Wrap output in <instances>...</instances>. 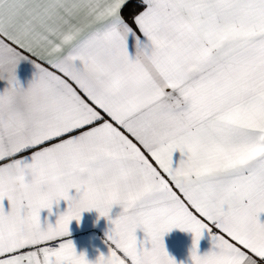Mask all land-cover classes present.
I'll return each instance as SVG.
<instances>
[{
  "label": "snow or ice",
  "instance_id": "6c2138e0",
  "mask_svg": "<svg viewBox=\"0 0 264 264\" xmlns=\"http://www.w3.org/2000/svg\"><path fill=\"white\" fill-rule=\"evenodd\" d=\"M0 81V264H92L67 239L91 210L95 264H177L173 229L191 264H264V0H0Z\"/></svg>",
  "mask_w": 264,
  "mask_h": 264
},
{
  "label": "crops",
  "instance_id": "0c3cea01",
  "mask_svg": "<svg viewBox=\"0 0 264 264\" xmlns=\"http://www.w3.org/2000/svg\"><path fill=\"white\" fill-rule=\"evenodd\" d=\"M34 73L33 65L27 61H22L18 66L17 75L21 84L26 86ZM4 87V82L0 81V89ZM181 159V154L177 151L173 154L174 163H178ZM70 195L75 196V189L70 190ZM4 207L7 210L9 207L8 201H3ZM67 210V202L61 199L58 203H54L51 213L48 209H42L40 213L41 224L55 225L58 217ZM121 211L119 205H114L110 216L114 219ZM264 221V214L261 216ZM112 227L109 220L105 217H100L96 210L86 211L81 214L79 223L73 220L69 225L70 239L78 254L83 253L86 259L92 264H95L99 255L105 256L109 253V242L107 241V233ZM138 245L144 240L145 234L142 229H137L136 232ZM193 236L189 232H183L179 229H173L164 236V244L166 251L173 257L177 264H191L190 249L192 247ZM145 247L150 245L145 244ZM211 248L210 238L205 234L199 242L198 251L200 254L205 253Z\"/></svg>",
  "mask_w": 264,
  "mask_h": 264
},
{
  "label": "clouds",
  "instance_id": "9594fccd",
  "mask_svg": "<svg viewBox=\"0 0 264 264\" xmlns=\"http://www.w3.org/2000/svg\"><path fill=\"white\" fill-rule=\"evenodd\" d=\"M64 177V172L62 169H57L51 172L47 176V183L50 185H56L62 182ZM7 182L11 185H15L19 190L24 192L32 191V185L26 181V177L23 173H16L14 171H9L6 174Z\"/></svg>",
  "mask_w": 264,
  "mask_h": 264
}]
</instances>
